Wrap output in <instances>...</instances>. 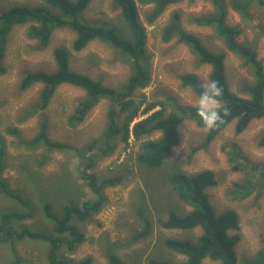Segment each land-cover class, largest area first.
I'll return each mask as SVG.
<instances>
[{
  "label": "rangeland",
  "instance_id": "rangeland-1",
  "mask_svg": "<svg viewBox=\"0 0 264 264\" xmlns=\"http://www.w3.org/2000/svg\"><path fill=\"white\" fill-rule=\"evenodd\" d=\"M221 1L228 9V25L240 30L238 41L252 47L264 66V6L254 0L248 13L241 15L232 8V3L245 0ZM16 5H44V0H0V12ZM153 8L138 3L140 18L147 31L148 69L152 77L144 89L134 93L136 103L141 104L138 120L160 109L156 107L142 112L146 104L157 100L163 101L167 108L164 117L177 111L176 106L197 108L199 97L190 87L183 85V75H196L203 83L210 82L211 67L200 63L188 46L179 39L162 40V31L173 13L180 15L181 29L197 35L211 52H227L225 71L229 87L238 96L249 97L246 90L254 84L251 71L238 56L226 50L213 28L198 26L194 21L196 17L211 16L216 12L212 0L179 1L149 22L147 16ZM82 16L85 21L112 25L120 37L130 39L128 25L113 0H91ZM28 27L15 26L12 29L4 57L6 72L0 78V161L3 165L0 176L8 182L10 189L29 203V208L0 194V219L4 213L28 212L30 209L33 217L14 222L17 230L27 227L49 233L53 221L48 220L43 211L45 202H50L54 213L60 216L67 204L81 205L95 199L79 175L82 165L77 153L50 150L43 144L29 145L44 121L46 133L52 141L70 144L79 151L94 147L91 155L95 154L97 162L92 172L99 180L114 176L121 178L120 184L104 190L108 203L100 212L94 213L87 221H73L83 232L84 242L74 253L65 246L61 247L60 257L72 261L91 257V264H109L106 253L111 246L113 253L127 264H148L150 260L184 262L186 257L167 248L165 241L179 239L196 243L202 230L182 231L161 226L171 212L183 216L192 210L190 204L180 199L170 178L175 172L192 176L209 170L214 172L216 184L207 188L206 193L216 213L233 209L240 218V230L230 231L231 235L238 233L242 238L236 247L239 264L255 260L264 247V145H261L264 118L252 121L240 134L235 133L237 120L233 121L213 141L207 142L208 128H202L193 118L185 117L178 126L180 143L157 169L140 166L137 156L143 143L159 138L160 133H152L140 140L131 135L126 143L117 142L116 149L102 157V150L108 149L104 144L96 143L103 140L108 126V114L112 108L108 100H101L83 123L70 127L68 119L85 99L84 90L63 84L55 90L47 108L41 110L37 107L43 86L36 83L22 88L21 80L28 72H55L54 50L59 46L68 49L71 70L116 89L126 85L130 74L128 61L103 40L92 41L83 50L74 51L72 43L76 32L68 28L56 29L48 47L37 49L38 41L27 36ZM145 220L149 222L150 230L144 238L133 241L134 232L144 231ZM48 248L47 243L30 239L16 243L21 264H50ZM12 260L10 244H1L0 264H9ZM202 264L218 263L206 259Z\"/></svg>",
  "mask_w": 264,
  "mask_h": 264
},
{
  "label": "trees",
  "instance_id": "trees-1",
  "mask_svg": "<svg viewBox=\"0 0 264 264\" xmlns=\"http://www.w3.org/2000/svg\"><path fill=\"white\" fill-rule=\"evenodd\" d=\"M182 0H113L116 8L120 10L128 25L130 39L120 37L112 25L107 23H92L83 19V12L91 0H44V5L29 6L16 5L0 12V78L5 74L4 57L7 50L9 35L15 26L29 25L27 36L38 41V48L44 50L49 45V39L56 29L68 28L76 32L72 43V49L76 52L83 50L89 43L95 40H103L114 46L125 56L130 66V74L123 88L107 87L100 81H96L87 75L74 72L70 68V53L64 46L56 47L54 57L57 66L55 72L45 71L28 72L21 80L22 88L39 83L43 86L38 109L45 110L55 90L69 84L86 92V97L81 101L68 119L70 127H76L83 123L87 114L101 101L108 100L112 108L108 114V126L103 140L96 145L107 147L102 150V157L108 156L116 149L118 143H126L133 135L137 140L152 133H160L155 140L145 141L142 151L137 156L140 166L157 169L169 158L171 151L180 143L178 126L185 117L193 118L197 125L208 128L206 141H213L219 133L237 120L235 133H242L248 125L257 119L264 118V66L257 58L256 51L245 44H241L237 37L240 30L227 23L228 9L221 0H212L216 12L211 16L196 17L198 26L211 27L215 34L221 38L226 50L238 56L243 65L251 71L254 79L252 87L246 90L248 98H242L233 93L226 77L225 61L227 52H211L203 45L199 37L193 33L185 32L180 26V15L173 13L170 22L162 31V40L171 42L179 39L199 58L200 63L211 67L209 81L215 82L219 89L215 96L219 104L218 119L211 128L206 127L197 108H181L176 106L175 112L164 117L167 110L163 101H153L146 104L143 113L160 107L158 111L145 119L136 122L140 115V106L134 99L137 90L144 89L151 80L148 69L150 56L146 49L147 32L141 22L138 3L152 5L154 8L147 16L149 22L158 18L168 6ZM247 1V2H246ZM254 0L244 2L234 1L232 8L240 13H248V7ZM264 6V0H256ZM246 2V3H245ZM245 3V4H244ZM184 86L190 87L199 97L203 91V83L196 75L186 74L181 77ZM143 103V101H141ZM46 122H41L38 135L29 145L35 147L43 144L50 150L59 149L73 151L78 154L82 165L79 169L80 177L86 181V185L95 195L91 202L81 205L67 204L63 207L59 216L53 211L52 204L45 202L43 211L48 220L53 221L49 233L33 231L27 227L17 230L16 221H25L33 217V212L4 213L0 219V245L9 243L13 253V260L9 264H21L22 260L17 256L16 243L26 239L45 242L49 245L48 261L50 264H91L92 258L88 257L79 261H72L59 256V250L65 246L68 251L74 253L84 242V234L73 221H87L94 213L100 212L108 203V197L104 190L108 187L120 184L117 176L98 179L92 172L96 163L93 146L79 151L70 144L52 141L47 133ZM17 135L19 133L17 132ZM261 145H264V135ZM97 150L101 151V148ZM3 165L0 161V173ZM0 176V194L17 201L23 207L29 208V203L15 191L10 189L8 182ZM170 183L180 199L191 205L192 210L179 216L171 212L168 218L161 222L165 229H177L182 231L200 228L202 234L196 243L177 239H167L165 245L170 250L184 255V262L176 263L165 260H150L148 264H202L209 259L218 264H239L236 247L241 240L240 234L231 235L230 231L240 230V218L233 209H228L220 214L216 213L214 206L206 193L207 188L216 184L215 174L212 171H203L196 175L188 176L183 172H175L171 175ZM143 204V202L141 203ZM140 205V204H139ZM146 227L143 232H134L133 241L144 238L150 230V224L145 220ZM13 224V226H12ZM15 228V229H14ZM109 264H127L119 256L113 253L109 246L107 250ZM245 264H264V247L255 260Z\"/></svg>",
  "mask_w": 264,
  "mask_h": 264
},
{
  "label": "clouds",
  "instance_id": "clouds-1",
  "mask_svg": "<svg viewBox=\"0 0 264 264\" xmlns=\"http://www.w3.org/2000/svg\"><path fill=\"white\" fill-rule=\"evenodd\" d=\"M138 11H139V9H138ZM121 15H122V13H121ZM141 22H142V20H141ZM202 88H203V91L201 92V94L199 96L197 112L200 115L201 119L203 120L205 126L211 128L215 125V123L218 119L219 104L216 101L215 96L218 94L219 89L216 87L215 82L205 83L202 86ZM140 120L136 119L135 121L138 122ZM146 141H148V140H146ZM232 231H234V230H232ZM236 234H238V233H236Z\"/></svg>",
  "mask_w": 264,
  "mask_h": 264
},
{
  "label": "bare ground",
  "instance_id": "bare-ground-1",
  "mask_svg": "<svg viewBox=\"0 0 264 264\" xmlns=\"http://www.w3.org/2000/svg\"><path fill=\"white\" fill-rule=\"evenodd\" d=\"M31 111V110H30ZM115 173V172H114ZM240 176V175H239ZM120 182V181H119Z\"/></svg>",
  "mask_w": 264,
  "mask_h": 264
},
{
  "label": "crops",
  "instance_id": "crops-1",
  "mask_svg": "<svg viewBox=\"0 0 264 264\" xmlns=\"http://www.w3.org/2000/svg\"><path fill=\"white\" fill-rule=\"evenodd\" d=\"M228 15V14H227ZM227 23H228V21H227Z\"/></svg>",
  "mask_w": 264,
  "mask_h": 264
}]
</instances>
